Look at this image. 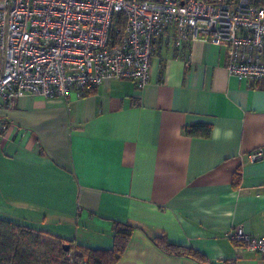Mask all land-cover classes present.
<instances>
[{
  "label": "crops",
  "instance_id": "obj_1",
  "mask_svg": "<svg viewBox=\"0 0 264 264\" xmlns=\"http://www.w3.org/2000/svg\"><path fill=\"white\" fill-rule=\"evenodd\" d=\"M225 57L202 40L160 46L143 87L114 78L81 97L0 106V218L100 249L130 225L114 264H264L227 237L237 225L264 236V155L247 154L264 148V79L229 75ZM199 122L208 137L185 133Z\"/></svg>",
  "mask_w": 264,
  "mask_h": 264
},
{
  "label": "built area",
  "instance_id": "obj_2",
  "mask_svg": "<svg viewBox=\"0 0 264 264\" xmlns=\"http://www.w3.org/2000/svg\"><path fill=\"white\" fill-rule=\"evenodd\" d=\"M195 40L224 48L229 75L264 79V0H0V106L23 93L81 97L114 78L143 87L158 47ZM227 237L264 255V236L243 225Z\"/></svg>",
  "mask_w": 264,
  "mask_h": 264
},
{
  "label": "trees",
  "instance_id": "obj_3",
  "mask_svg": "<svg viewBox=\"0 0 264 264\" xmlns=\"http://www.w3.org/2000/svg\"><path fill=\"white\" fill-rule=\"evenodd\" d=\"M185 133L193 136L208 137L211 126L207 123H194L186 126ZM132 226L116 225L113 228L114 244L110 249L90 248L73 243H67L69 250L64 251L61 247L64 242L54 241L55 254L51 253L45 264H114L124 250V244L128 241ZM37 237L41 235L28 226H23L6 218H0V264H40L30 249L21 247L23 237ZM158 240V239H157ZM168 251L176 254L188 255L199 259V254L195 250L172 243L159 238L156 242ZM240 245V243H235ZM70 254V256H68Z\"/></svg>",
  "mask_w": 264,
  "mask_h": 264
},
{
  "label": "rangeland",
  "instance_id": "obj_4",
  "mask_svg": "<svg viewBox=\"0 0 264 264\" xmlns=\"http://www.w3.org/2000/svg\"><path fill=\"white\" fill-rule=\"evenodd\" d=\"M21 243V247L32 251L34 259L37 257L40 264L47 263L50 254H55L54 241L45 236L37 235L34 238V236L30 235V237H23Z\"/></svg>",
  "mask_w": 264,
  "mask_h": 264
},
{
  "label": "water",
  "instance_id": "obj_5",
  "mask_svg": "<svg viewBox=\"0 0 264 264\" xmlns=\"http://www.w3.org/2000/svg\"><path fill=\"white\" fill-rule=\"evenodd\" d=\"M61 247H63L64 251H68L69 247L67 243H64Z\"/></svg>",
  "mask_w": 264,
  "mask_h": 264
}]
</instances>
